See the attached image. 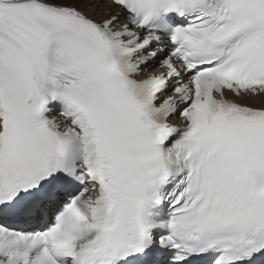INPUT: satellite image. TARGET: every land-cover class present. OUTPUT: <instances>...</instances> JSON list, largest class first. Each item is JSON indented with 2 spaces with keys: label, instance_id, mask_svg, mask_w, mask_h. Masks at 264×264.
Returning a JSON list of instances; mask_svg holds the SVG:
<instances>
[{
  "label": "snow or ice",
  "instance_id": "1",
  "mask_svg": "<svg viewBox=\"0 0 264 264\" xmlns=\"http://www.w3.org/2000/svg\"><path fill=\"white\" fill-rule=\"evenodd\" d=\"M0 264H264V0H0Z\"/></svg>",
  "mask_w": 264,
  "mask_h": 264
}]
</instances>
